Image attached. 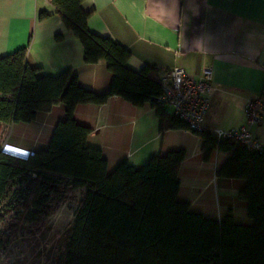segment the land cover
I'll return each instance as SVG.
<instances>
[{
  "label": "trees",
  "instance_id": "obj_1",
  "mask_svg": "<svg viewBox=\"0 0 264 264\" xmlns=\"http://www.w3.org/2000/svg\"><path fill=\"white\" fill-rule=\"evenodd\" d=\"M84 1L48 3L80 42L84 62H105L112 76L107 91L83 88L69 69L56 76L41 74L39 67L27 64L24 48L0 58V207L12 193L15 217L7 236L0 231V247L22 223L42 228L65 195L79 191L82 199L56 264H264V152L250 151L235 138L217 140L209 129L195 132L201 150L226 154L217 175L243 181L238 197L245 202L250 222L239 223L231 212L207 218L177 197L183 149L151 155L138 168L124 159L108 172L100 150L87 145L91 128L75 120L76 105H100L114 95L136 107L155 108L161 132L187 126L156 104L161 70L127 67L126 49L89 31L92 12L84 11ZM58 103L64 105L65 115L45 148L23 158L3 151L2 124L29 123ZM3 219L0 213V222Z\"/></svg>",
  "mask_w": 264,
  "mask_h": 264
},
{
  "label": "crops",
  "instance_id": "obj_2",
  "mask_svg": "<svg viewBox=\"0 0 264 264\" xmlns=\"http://www.w3.org/2000/svg\"><path fill=\"white\" fill-rule=\"evenodd\" d=\"M82 8L92 12L90 32L130 53L126 66L132 70L156 67L161 75L182 66L199 78L209 67L214 90L206 129H238L246 101L264 100V0H85ZM42 12L45 18L39 17ZM57 35L62 39L56 40ZM22 48L27 64L39 67L41 74L56 76L69 69L83 88L96 93L109 88L112 76L105 62H84L80 42L48 0H0V58ZM155 111L114 95L100 105L78 104L73 115L91 128L86 143L100 150L108 172L124 159L138 168L151 155L183 149L177 197L207 218L231 212L237 222L249 223L245 202L238 197L243 181L217 175L226 154L201 150V138L186 128L161 132ZM64 115V105L58 103L29 123L2 124L1 140L7 132L9 149L13 143L18 157H26L47 146ZM252 131L264 146V119Z\"/></svg>",
  "mask_w": 264,
  "mask_h": 264
},
{
  "label": "built area",
  "instance_id": "obj_3",
  "mask_svg": "<svg viewBox=\"0 0 264 264\" xmlns=\"http://www.w3.org/2000/svg\"><path fill=\"white\" fill-rule=\"evenodd\" d=\"M160 81L161 94L155 98L156 104L169 105L172 114L186 124L187 130L194 133L205 130L204 118L214 90L211 69L204 67L201 76L195 78L184 67L176 66L161 74ZM263 111L264 100L260 97L250 98L244 105V124L241 127L214 129L211 132L217 140L235 138L250 151L264 152V146L252 131L264 119ZM4 147L9 149L7 144Z\"/></svg>",
  "mask_w": 264,
  "mask_h": 264
},
{
  "label": "rangeland",
  "instance_id": "obj_4",
  "mask_svg": "<svg viewBox=\"0 0 264 264\" xmlns=\"http://www.w3.org/2000/svg\"><path fill=\"white\" fill-rule=\"evenodd\" d=\"M165 107L172 112L169 105ZM6 135L7 132L1 140L3 151L11 156H20L13 143H9L11 150L4 147L7 144ZM12 199L10 193L0 207V213L4 215L0 231H4L2 233L6 236L15 223L14 212L10 210ZM81 199L79 191H69L58 209L46 217L42 228L22 223L11 241L0 247V264H56L67 243V226L73 221L74 210Z\"/></svg>",
  "mask_w": 264,
  "mask_h": 264
}]
</instances>
